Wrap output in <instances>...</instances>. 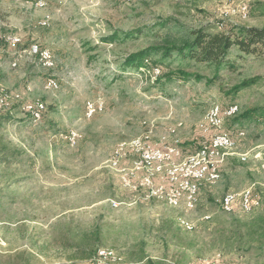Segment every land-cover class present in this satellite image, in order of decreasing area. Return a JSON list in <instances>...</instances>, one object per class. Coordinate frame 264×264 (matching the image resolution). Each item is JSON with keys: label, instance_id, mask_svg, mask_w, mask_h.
I'll use <instances>...</instances> for the list:
<instances>
[{"label": "rangeland", "instance_id": "obj_1", "mask_svg": "<svg viewBox=\"0 0 264 264\" xmlns=\"http://www.w3.org/2000/svg\"><path fill=\"white\" fill-rule=\"evenodd\" d=\"M242 5L249 7L247 16L233 12L219 19L220 12ZM242 26L264 27V0H0V95H20L18 102L0 107V264H87L99 248L113 249L126 264L235 261L213 240L238 227L246 232L264 216V118H241L264 107V56H240L234 48L217 79L210 65L174 56L163 71L183 69L203 79L157 84L156 68L124 70L122 63L151 45L178 43L189 31ZM31 44L54 56L52 69L43 55L26 52ZM252 78L260 80L233 92ZM15 104L6 122L2 112ZM27 105H33V115ZM215 105L223 114L238 105L234 117L225 116L222 130L246 135L235 149L223 150L222 162L215 159L222 165L216 181L190 179L202 189L195 211L144 200L140 195H153L152 190L123 183L144 174H186L196 156L182 167V160L154 158L141 165L121 154L114 167L117 157L111 155L142 152L127 146L138 138L143 148L177 145L184 155L193 153L213 134L206 115ZM85 109L94 112L85 117ZM247 192L260 198L259 209L221 210L224 195ZM179 217L194 229L180 227ZM241 261L264 264V250Z\"/></svg>", "mask_w": 264, "mask_h": 264}, {"label": "trees", "instance_id": "obj_2", "mask_svg": "<svg viewBox=\"0 0 264 264\" xmlns=\"http://www.w3.org/2000/svg\"><path fill=\"white\" fill-rule=\"evenodd\" d=\"M187 34L189 37L178 43L165 41L162 44L151 45L128 55L122 63V68L124 70H139L141 68H146L149 71L159 68L161 73L155 78L156 84L173 80L196 79L200 81L203 79L200 75L187 72L183 69L170 70L167 68V70L163 71L162 67L165 64L164 62L170 60L174 56H178L185 61L208 64L213 67L214 79H217L223 67L230 63L229 58L234 48L237 49L240 56H264V27L242 26L237 29H231L228 32H215L210 28L203 27L198 30L189 31ZM116 36L117 35H113V37H110L111 40H115ZM153 56L158 57V59L150 61ZM259 80V78L246 79L236 85L233 92H239L253 86ZM17 104L2 112L5 113V115L7 114L6 118L4 117L6 122L11 118V115L8 114L14 111ZM241 118L261 120L264 118V107L248 110ZM2 126L3 121H0V128ZM199 144L200 142L198 145ZM247 228L246 232H242L241 230L238 231V227L236 231H230L227 234L220 233V235L214 238L213 244L218 245L219 250H221L223 254H228L234 257L233 260H235L231 262H215L218 264H240L242 262L241 260L248 254L256 255L258 258L263 253L264 216L260 217L258 221L251 224V226L248 225ZM94 235L99 236V232L95 231ZM195 246L197 245L193 242L192 247ZM196 255L200 257L201 250H199L198 253L196 252ZM147 261L148 264H155L154 261H150L149 259H147ZM199 264H205V262Z\"/></svg>", "mask_w": 264, "mask_h": 264}, {"label": "built area", "instance_id": "obj_3", "mask_svg": "<svg viewBox=\"0 0 264 264\" xmlns=\"http://www.w3.org/2000/svg\"><path fill=\"white\" fill-rule=\"evenodd\" d=\"M233 12H246L249 13L248 5H242L238 10H228L227 12H220L219 19L221 21L227 20V13ZM12 49H16L18 46L13 44L8 45ZM28 54L43 55L44 64H47V69H52L55 65L54 56H50L44 53V48L40 50H33L31 44L27 51ZM51 84H57L56 79L49 78ZM90 101V100H89ZM96 103V102H95ZM29 111H32L28 107ZM90 110L85 109V117ZM224 111H231V108H224ZM235 116V112H231V117ZM216 120V119H215ZM153 128V125H150ZM206 127H213V134L208 135L198 148L190 154L184 155L183 151H180V147L177 145L146 147L142 152H121L119 155H111V157H117L121 154L133 155V160H139V164L149 163V156H158V160H182V167H185V159L189 156L199 155L207 156V163L204 168L188 167L189 172L200 173L202 177L213 176L215 173H221L222 165L212 164L211 156L217 155L216 151H211V144H221L226 142V138H221V130L215 128V121L206 124ZM173 132V131H172ZM246 135L245 130H239L235 136L234 145H238V140L244 138ZM66 140L71 141V145L75 144V138H69L66 135ZM124 182H138L141 184V189H149L153 191V195H140L144 200H158L164 202L167 206L173 209L182 210L185 212L195 211L202 199V195L198 193H191V186H197V183H189L187 181V174H174L170 171L160 172L157 175H146L138 178H132L131 180H122ZM202 189H198L200 191ZM112 206L117 208L120 206L119 202L112 201ZM221 210L226 214H234L241 212L243 214H251L261 207V200L257 195H224L220 201ZM204 219H210V216H205ZM178 224L184 230L190 232L194 229V224L188 221L185 217H179ZM87 264H126L123 257L116 251L110 248H99L95 251ZM205 264H218L215 261H206Z\"/></svg>", "mask_w": 264, "mask_h": 264}, {"label": "bare ground", "instance_id": "obj_4", "mask_svg": "<svg viewBox=\"0 0 264 264\" xmlns=\"http://www.w3.org/2000/svg\"><path fill=\"white\" fill-rule=\"evenodd\" d=\"M126 1L129 2V3H133L135 0H126ZM240 13L243 16H247V14H248L246 12H240ZM228 16H229V13H227V17ZM18 40L19 39H16L15 41H18ZM33 50H39L38 45H33ZM44 53L48 55L47 51H45ZM31 55H33V54H31ZM154 72H155L156 76L160 75V73H161L159 68H156L154 70ZM49 84L56 86V84H51L50 82H49ZM19 99H20V95L18 93L17 94H15V93H4V94L0 95V107L4 106L6 104L9 105L11 103V101L18 102ZM27 106L30 107L33 110V113H34L33 105H27ZM37 106L41 107V108L43 107V105H37ZM228 108H231V111H226L223 114L221 107L218 106V105H215L208 111V113L206 115V119H207L208 123H212V121H215V128L221 130V138H226V142H223L221 144H211V151H216L217 152V155L211 156V163L212 164L216 163V162H214V161H216L215 159H217V161H219L220 158H221L220 161L221 162L223 161V158L225 156V154L223 153V150H225V149L231 150V149H235L237 147V145H234L235 136H232L231 134L226 133L224 130H222V127L224 125L225 116L231 117V112H235V114H237V112L239 110V106L238 105H231ZM27 112L31 113V111H29V109H27ZM89 112H90V115H92L94 111L90 110ZM141 141L142 140L140 138L135 139V140L129 142L127 144V146H130L134 150L138 148V151H144L145 148H143ZM154 158L158 159V156H149V161L154 159ZM192 160H194V162L192 161V164L189 165L188 167L204 168L206 166V163H207V156L206 155H199L198 158L194 157V159H192ZM118 162H119L118 160L113 162L114 167L117 166ZM155 164H156V162H155ZM188 167H187V169L186 168H184V169L187 170V173H186L187 174V181H189V183H194V182L190 181V179H196V181H198V182H203L204 180L208 181V182H212V181H216L219 178V174L218 173H215L213 176H209V177H202L201 174L197 173V172H189L188 173ZM151 170H153V169H151ZM173 171H175V170H173ZM126 184L130 185V182H126ZM200 185H201L200 183H197V186H191V193H198V195H200V191H198V189H200ZM244 195H250V193L247 192V193H244Z\"/></svg>", "mask_w": 264, "mask_h": 264}]
</instances>
